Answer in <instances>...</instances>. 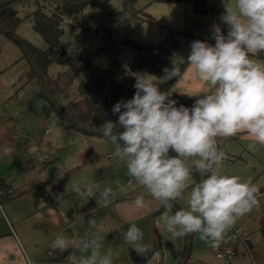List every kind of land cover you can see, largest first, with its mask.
<instances>
[{
  "label": "rangeland",
  "instance_id": "obj_1",
  "mask_svg": "<svg viewBox=\"0 0 264 264\" xmlns=\"http://www.w3.org/2000/svg\"><path fill=\"white\" fill-rule=\"evenodd\" d=\"M124 1L95 0L91 4H87L85 10L89 13L93 25H96L97 21H102L108 27L113 44L119 47L118 57L129 64L133 63L136 51L131 46L122 43L128 33L139 42H148L156 46L167 29H175L177 42L174 49L178 52V56L182 57L187 54V43L194 40L196 34L202 33V28L212 24V19L217 17V10L221 8L222 4L226 5L231 2V0H209L214 8L199 15L193 12L192 5L188 2L180 4L130 0L131 3L125 5ZM30 7L29 5L28 8ZM24 10L27 9L19 7V14L23 16ZM147 14L151 19H143ZM22 16L15 28L18 38L33 46L45 49L46 42L41 34L33 28L31 18ZM185 27L192 30L187 33ZM62 32L60 35L62 45L69 47L73 44L79 47L80 56L90 54L98 45L105 43V39L100 34L89 32L76 24L67 25L65 22ZM25 63L27 68L18 78L19 86L16 88V95L22 96L18 100L20 104H17V110L5 105V109L0 112V125L4 128L5 135L7 134L9 137L10 133L11 135L19 134L18 130L27 123L30 127V138L26 139L27 145L24 143L20 151L12 143L9 147L12 149L11 154L3 155L1 151L8 145L4 146L5 137L0 130V142H3L0 144V180L7 181V184L5 181L4 184L13 191L12 194L23 190V193L32 190L30 195H33V199H38L39 203L45 201L44 193L47 194L49 201L52 199L51 189L54 187L55 181L53 180L56 176L60 178V182L71 179V183L79 182L85 186L84 191L79 192L81 196H78L77 191L70 192L68 199L72 203L71 209L68 204L65 206V202H62L58 208L59 211L65 212L66 217H70L68 219L69 222L71 221L70 230L75 233L74 237L78 241L77 243L73 241L75 245L68 253L69 257L76 256L79 252L82 255H88L87 258L90 257L93 250L92 241L95 240L99 244L98 251L104 250L108 253L116 250V252H120L115 260L117 262L176 264L183 253L182 249L186 243H190L188 258H192L193 262L189 260V264H199L194 259H203L207 264H224L223 259L216 258L215 255L217 252L223 253L225 250L232 252L231 255L234 256L232 258L237 261V264H261V258L264 260V195L257 194L259 206L236 222L218 248H213L201 240L199 233L189 235L184 239L174 238L165 230L162 221L165 212H168L169 215L174 214L173 208L171 211L163 208L158 212L162 206L161 202L128 174L126 161L115 154L117 145L113 144L110 138L101 136L99 139L92 136L91 140L79 139L73 137L71 131H66L52 103L38 93L36 77L28 79L26 71H29L30 64L27 61ZM63 68L58 63L50 62L47 72L51 75ZM136 70L135 72H138ZM140 72L150 73L145 66L141 67ZM28 115L30 116L26 120ZM47 127L51 128V133L48 135L44 133ZM116 134L118 135V132ZM20 139L24 140V137ZM218 140L219 138L216 137L217 150L224 154L219 169L220 173L237 176L241 182L250 179L257 188L264 187V147H251L255 141L249 143L240 137H227L220 145ZM118 143L121 144V142ZM47 149L50 150L49 160H45L40 154ZM169 155L176 154L170 151ZM92 156H97L98 159L93 162L90 160ZM196 159L199 158L190 157L185 163L192 168L195 166ZM205 178H207L206 175L193 171L191 186H195ZM35 186L38 189H34ZM89 186L92 187L94 193L92 197L83 194L86 193ZM106 188H111L112 192L108 195V203L105 206L102 203L104 199L102 193ZM189 191L190 188L186 189L184 198L175 201L177 207L187 208ZM262 193H264V189ZM27 195L22 198H26ZM138 196L144 198L143 207H138L135 203ZM20 197L15 195L11 197L12 202L4 204V210L6 211L8 205L17 204ZM98 201L100 202L98 203ZM41 220H43L42 217L34 218L32 216L27 218L25 223L30 224ZM11 221L13 220L11 219ZM90 221H95V223L92 224ZM133 224L143 233V237L138 243L151 245V251L144 256L137 255L132 245L125 241V234ZM13 225L16 227L15 222ZM104 231L107 232V237L104 235ZM246 237L259 244L256 256L244 248L242 242ZM52 249L51 245L43 250L47 253L49 250L53 251ZM155 257L160 261L155 262ZM47 263L52 264L50 261ZM47 263L43 261L41 264Z\"/></svg>",
  "mask_w": 264,
  "mask_h": 264
},
{
  "label": "clouds",
  "instance_id": "obj_2",
  "mask_svg": "<svg viewBox=\"0 0 264 264\" xmlns=\"http://www.w3.org/2000/svg\"><path fill=\"white\" fill-rule=\"evenodd\" d=\"M225 9L219 23L210 29L215 44L195 40L187 57L194 73L210 86L203 98L191 108L177 106L176 100L160 90L156 77L137 74L134 96L112 108L113 114H119L118 120L94 129L117 145L115 154L126 161L128 174L168 211L190 188L187 208L172 215L165 212L163 226L179 239L199 233V238L213 248L219 247L240 218L259 206V189L250 179L241 182L237 176L220 173L224 154L217 150L216 137L246 132L264 145V62L254 58L264 53V0H234V7L226 5ZM221 24L227 25V34ZM163 73L160 79L168 81L179 77L180 69L173 62ZM117 125L123 126V131H117ZM11 151L5 147L3 155ZM170 151L176 155H169ZM190 157L199 158L194 161V170L207 176L195 186H191L193 169L185 163ZM73 187L80 192L79 187ZM111 192L106 188L102 193L105 206ZM83 194L92 197V187ZM135 203L143 207V196ZM142 237L135 224L125 234L126 243L140 256L151 251V245L138 243ZM72 246L63 235L53 244L62 252ZM92 248L91 256L82 264H97L99 244L95 240ZM109 256L100 258L99 264H112Z\"/></svg>",
  "mask_w": 264,
  "mask_h": 264
},
{
  "label": "trees",
  "instance_id": "obj_3",
  "mask_svg": "<svg viewBox=\"0 0 264 264\" xmlns=\"http://www.w3.org/2000/svg\"><path fill=\"white\" fill-rule=\"evenodd\" d=\"M94 1L0 0V33L7 34L21 47L22 55L31 64L27 71L28 79L36 77L38 93L52 103L65 128L103 136L94 129H99L109 120L113 123L118 120L119 114H113L112 108L117 102L134 96L136 69L145 66L150 73L159 74L165 67L170 69L175 62L181 72L188 65L187 57L190 53L182 57L172 54L177 42L175 29H167L156 46L148 42H139L128 33L122 43L131 46L136 53L132 64L122 61L118 57L119 47L113 44L108 27L102 21H97L96 25L91 23L85 8ZM157 1L189 2L193 12L199 15L212 9L209 0H149V2ZM130 3V0L124 1L125 5ZM19 7L30 11L24 10L22 16L19 14ZM21 16L31 18L33 28L46 42L45 49L18 38L15 28ZM143 19L151 18L147 14ZM65 22L67 25L76 24L89 32L100 34L105 39V43L98 45L90 54L80 56L79 47L73 44L64 47L61 43L60 35L63 33ZM258 56L264 59V53ZM50 62L58 63L64 68L50 75L47 72ZM176 78L168 80L159 88L168 93L170 99L176 100L177 106L184 105L191 108L189 100L179 99L170 91ZM116 130L123 131V126L117 125ZM0 183L3 184V181ZM173 203L174 211L180 209L175 201ZM163 208L161 206L158 212ZM244 241L247 243L245 238ZM190 248L191 244L186 243L178 264L186 262Z\"/></svg>",
  "mask_w": 264,
  "mask_h": 264
},
{
  "label": "crops",
  "instance_id": "obj_4",
  "mask_svg": "<svg viewBox=\"0 0 264 264\" xmlns=\"http://www.w3.org/2000/svg\"><path fill=\"white\" fill-rule=\"evenodd\" d=\"M176 3L181 4L184 2H176ZM226 5H232L234 7V0H231V2L227 3ZM226 5L222 4L221 8L217 10V17H213L212 24L219 23V17L221 16V14L225 13L226 11L225 9ZM213 8L214 7L212 4V9ZM212 24L210 23L208 27H204V28L201 27L202 33L196 34L195 39L187 43L186 47L188 49L186 50L187 53L186 55L190 53L191 50L190 45L195 40L206 41L213 45L215 44V40L211 37V32H210ZM221 29L225 34H227V30H228L227 25L221 24ZM191 30L192 29L185 27V32L188 33ZM174 51L176 50L174 49ZM176 56H178L177 51H176ZM254 58L264 62V59L259 56ZM25 61H27V63L30 64L29 60L22 55L21 47L7 34L0 33V112H2L3 109H5V105H8V107H14L17 110V106H18L17 104H20L18 100L22 96L16 95V88L19 86L18 78L27 68V64L25 63ZM140 70L141 68H138V70L136 71H138L139 74H142ZM138 72H135V76L138 74ZM149 74L156 77L155 82L159 85V87L166 84L167 81H163L160 79V77H162L164 74L163 70L160 71L159 74H151V73ZM170 91H172L174 95H176L179 99L189 100L190 105L193 106L197 99L203 98V96L210 91V86L206 82L201 81L198 78V76L194 73V70L191 68V66L188 64L180 72V76L176 78L174 84L171 86ZM21 105L23 106V104ZM29 116L30 115L26 117V120H28ZM0 130L3 133V137H5L4 140L6 143L4 146L8 145V147H11L12 143H14L17 147V150L19 151L22 145H24V143L25 145H27L26 143L28 141H26V139L30 138L29 135L30 127L29 125H27V123L18 130L19 134L11 135L10 133L9 135L10 138L7 137V134L5 135V130L1 125H0ZM65 130L71 131V135L79 139L91 140L92 136L97 138L101 137V135L97 136V135L81 132L76 129L67 130L65 128ZM44 133L46 135L50 134L51 128L50 127L45 128ZM21 137H24V140H21L20 139ZM233 137L235 138L240 137V139L247 141L249 143L254 142L251 138L248 137L246 132L237 133V135ZM218 138L220 145L221 142L227 137L218 136ZM1 143L3 142H0V144ZM251 147H264V145H260L255 142L251 144ZM1 152H3V149ZM49 152L50 150L47 149L46 151H43L40 154L45 160H49L50 159ZM93 157L90 158V160L93 162L98 159L97 156H93ZM1 181H3V184L0 183L1 186H5L4 181L7 184L6 180L1 179L0 182ZM53 181H55L53 185L54 187L51 189L53 197L49 201L47 199V194L44 193L43 199L45 201H42L43 203H39L38 199H33V195H30V192L32 193V190L27 191L25 193H23L24 192L23 190L20 191V194L15 195L18 197L21 196L18 199L17 204H15L14 206L8 205L5 211L3 208L4 204H8L12 202V200L10 199H12L11 197L13 196L10 195L0 196V264H32V261H34V264H41L43 261H45V263H47V261H50L52 264H82V262L85 259H87L88 255L87 256H85L86 254L82 255L80 252L76 256L69 257L68 253L71 251V249H73L74 246L70 247L68 253L65 256H62L64 251L62 252L59 248L53 247L52 249L53 251L49 250L47 251V253L44 252L43 250L49 248L51 245L53 246L56 238L61 235L65 236L66 239L72 242L73 241H75V243L78 242L74 237L75 233L70 230L71 221L69 222L68 220L70 217L69 218L66 217L65 212L59 211L58 208L60 207L62 202H65V206L66 204H68L69 208L71 209L70 205H72V203L71 201H69L68 196L70 192L76 191L73 185L79 187L80 192L84 191L85 186L79 182L71 183V179L60 182V178L58 176H56ZM40 187H42V184H40ZM260 188L261 189L258 188L259 189L258 194L264 195V193H262L264 187H260ZM34 189H38V187L35 186ZM24 195H27V197L22 198ZM78 196H81V193H78ZM87 204L89 203L87 202ZM32 216H34V218L42 217L43 220L39 222L35 221L33 223L26 224L25 221L27 220V218H31ZM11 219L13 221H11ZM14 222L16 223V227H14L13 225ZM66 230L71 232V234H69V232H67ZM104 235L107 237L108 234L106 231H104ZM245 239L247 240L248 245L247 243H245L243 239L242 243H244L243 244L244 248L247 251H249L250 254L256 256L258 252L257 246H259V244L254 243L249 237H246ZM75 243H73V245H75ZM182 250L184 251V248ZM119 255L120 252L118 251L116 252V250H112L111 252L108 253H106L104 250L99 251L97 264H99L100 258H103L105 256H109V259L111 260L112 264H140L137 261L117 262L115 260ZM232 257L234 256L232 255L228 257L225 256L220 259H223L222 262L224 264H237V261ZM156 258L157 257H155V259ZM216 258L219 257L216 256ZM189 260L193 262L192 258L187 257V261L183 262V264H189L190 263ZM194 260H197L199 264H207L203 259H194ZM159 261L160 260H158V262ZM261 264H264L263 258H261Z\"/></svg>",
  "mask_w": 264,
  "mask_h": 264
},
{
  "label": "built area",
  "instance_id": "obj_5",
  "mask_svg": "<svg viewBox=\"0 0 264 264\" xmlns=\"http://www.w3.org/2000/svg\"><path fill=\"white\" fill-rule=\"evenodd\" d=\"M154 52H156V50H154ZM172 54L173 55L176 54V51H173ZM12 193H13V191L10 188H6V187L0 185V196H2V195L3 196H5V195L6 196L7 195H10V196L18 195V193H14V194H12ZM231 253L232 252L230 250H225V252H223V253L222 252H217L216 256L219 257V258H223L225 256L226 257L230 256ZM158 260H159L158 258L155 259V261H157V262H158Z\"/></svg>",
  "mask_w": 264,
  "mask_h": 264
},
{
  "label": "water",
  "instance_id": "obj_6",
  "mask_svg": "<svg viewBox=\"0 0 264 264\" xmlns=\"http://www.w3.org/2000/svg\"><path fill=\"white\" fill-rule=\"evenodd\" d=\"M4 1H7V0H4ZM48 96H49V95H48ZM192 169H193V171H195V170H194L195 167H192ZM173 208H174V207H173ZM69 249H70V247H69L68 249H66V250L63 252L62 256H65V255L68 253Z\"/></svg>",
  "mask_w": 264,
  "mask_h": 264
}]
</instances>
